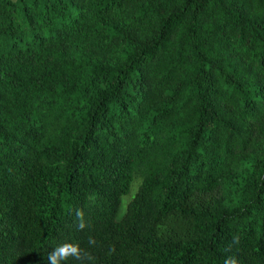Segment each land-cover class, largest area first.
I'll return each instance as SVG.
<instances>
[{"label": "trees", "instance_id": "1", "mask_svg": "<svg viewBox=\"0 0 264 264\" xmlns=\"http://www.w3.org/2000/svg\"><path fill=\"white\" fill-rule=\"evenodd\" d=\"M64 243L264 264V0H0V264Z\"/></svg>", "mask_w": 264, "mask_h": 264}, {"label": "clouds", "instance_id": "2", "mask_svg": "<svg viewBox=\"0 0 264 264\" xmlns=\"http://www.w3.org/2000/svg\"><path fill=\"white\" fill-rule=\"evenodd\" d=\"M83 215L82 211L78 210L77 211V219L79 220V218ZM84 224L78 223V228H83ZM234 242H238L237 238H234ZM88 244L90 246H95L96 245V241L94 238H92L91 236L88 238ZM81 251V248L78 244H70V243H64V244H60L58 245L56 248L53 249L52 252L48 253L47 255V261L48 264H60V261H68L70 258H75L76 260L79 261V256H73V253H79ZM87 258L90 261H94L95 257L91 254V252H87L86 253ZM225 264H229V261H226ZM232 264H235V261H232Z\"/></svg>", "mask_w": 264, "mask_h": 264}, {"label": "rangeland", "instance_id": "3", "mask_svg": "<svg viewBox=\"0 0 264 264\" xmlns=\"http://www.w3.org/2000/svg\"><path fill=\"white\" fill-rule=\"evenodd\" d=\"M138 183H139V180H135L133 182V185L131 186L130 194L122 199V203H121V206H120V209H119L120 210V215L124 213L127 203L131 200V198L135 194V192L137 190Z\"/></svg>", "mask_w": 264, "mask_h": 264}]
</instances>
